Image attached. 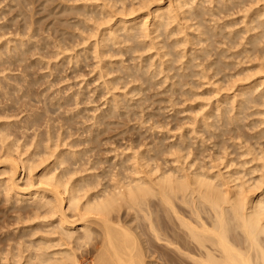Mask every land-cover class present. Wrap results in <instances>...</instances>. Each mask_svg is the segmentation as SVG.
<instances>
[{"label":"bare ground","instance_id":"bare-ground-1","mask_svg":"<svg viewBox=\"0 0 264 264\" xmlns=\"http://www.w3.org/2000/svg\"><path fill=\"white\" fill-rule=\"evenodd\" d=\"M99 1L63 9L75 16L56 36L15 11L20 0L0 8V195L12 210L45 214L21 229L28 239L17 253L10 239L11 250L0 245L12 254L0 264H264V0ZM59 56L74 69L93 59L99 111H74L88 93L64 94L34 75ZM199 82L240 88L185 133L155 138L154 124L132 133L130 121L158 122L151 104L175 107ZM90 243L92 254L80 253Z\"/></svg>","mask_w":264,"mask_h":264},{"label":"rangeland","instance_id":"rangeland-1","mask_svg":"<svg viewBox=\"0 0 264 264\" xmlns=\"http://www.w3.org/2000/svg\"><path fill=\"white\" fill-rule=\"evenodd\" d=\"M97 3H100V1L99 0H20V4L19 5H17L16 7H13L14 8V10L16 11V9L19 7V6H22L23 8H24V10H27L28 12H31L32 13V16H33V19H35L36 21H37V25H39L40 27H42L43 29H44V34L43 35H45V36H48V34H50L51 36H56V34H55V30L57 29V28H61L62 27V24L65 22V21H71V20H73V16H75L73 13H71L70 11H66V12H63V9H65V8H67V9H69V8H74V7H78V8H81V9H83L84 11H86V10H88V9H90V8H92V5H95V4H97ZM0 8H4V9H6V8H8V5H7V0H4V1H0ZM15 11H13V13L15 12ZM11 14H9L8 13V16H10ZM19 18H21V17H19ZM89 22H92V21H89ZM104 26V25H103ZM9 36V35H8ZM94 40V37L93 38H90L89 39V41L88 42H92ZM143 53V57L144 58H147V56H149L150 54H153L154 53V49H151V50H149V51H144V52H142ZM137 55H139V54H137ZM126 56H123L122 57V59H123V61H125V62H128L127 60H126V58H125ZM34 58H36V56H34L32 59H34ZM121 57L120 56H117V57H113V60H118V59H120ZM62 56H59V57H57V58H54V57H45V58H43V64L42 65H40V67L38 66V65H36V66H34V68L32 69L35 73H34V75L37 77H39V76H41L43 79H44V81L42 80V79H40V84H39V89L38 90H40V89H42V87H43V85H41L42 84V82L43 83H47V82H45L47 79L48 80H51V81H55V85H54V87H53V89L52 90H57V91H59V92H62V93H66V94H68V93H72V92H75L76 90H78V91H83V92H85V93H88V95H90V99H87V100H84V102H81V103H79V105L77 106V107H73V110L74 111H76V110H80L81 112H83V113H86V114H89V113H93V112H97V111H99V108H102L103 107V102L105 101V99H104V97H102V96H100V95H98L97 94V92H93L94 91V88H95V86L98 84V82H93L92 83V81L94 80V77H93V72H91V63H92V61H93V59L90 57L87 61H81L80 62V64H81V67H80V69H74V67H73V65H72V61H70L69 63H67V61L65 62V63H62L63 62V60L64 59H62ZM14 73V72H13ZM15 73H16V71H15ZM1 75V74H0ZM2 76V75H1ZM46 79V80H45ZM41 80H42V82H41ZM200 84L201 83H203V82H199ZM136 84H138V83H136ZM198 85V83H197V85L195 84V86H189V89H190V87H192V89H193V91H192V89H190L191 91H190V93H189V96H188V99L186 100L185 99V97L187 98V95L186 96H184V98H183V96L181 97L182 99H180V100H178V101H181V102H179L178 104L176 103V106L175 107H171V106H174V105H171V106H169L168 105V103L166 104V102L165 103H161V104H159V106L160 107H164L165 105H167V106H165V108H162V110H158V108H159V106H158V103H155V104H151V106H150V110H151V108H152V110H154L153 112L154 113H156L155 115V118H153L152 120H156V121H158L156 124H155V121H154V123L151 121L150 123H149V121H146L147 123H141L140 121H138L140 124H141V126L142 127H140V125H139V123L137 122V121H135V120H133V121H130L129 123H128V125L129 126H135V128H133V130H132V133H137V131H134V130H138V132L139 133H141V132H143L144 131V129L145 128H147V126H152L153 124V126H155V125H161V126H157V128H156V126H155V129L154 128H152L151 130H152V132H154L155 131V134L154 135H156L155 136V138L156 137H160V138H163V137H165V134H166V132L165 131H167V130H169V132L167 133V134H169L168 136H172V134L173 133H175V135H179V133L181 132H187L188 130H190V128H192V127H197V125H200L201 123H202V121L203 120H201V118L203 119V117L205 116V115H207L208 113H209V111L211 112V110L213 111V109L215 110V108H217L218 106H220L222 103H224L223 105H226V102H229V100H223V97H224V99L225 98H227V99H229V98H231L232 97V95H233V93H235V91L237 90L238 91V89L240 88V87H238L237 88V86H233L232 87V90L231 89H229V90H227V91H224V90H226V89H221V90H217L216 89V87L217 88H219L218 86H219V84H218V86H217V84H216V82H215V84L216 85H214V83H213V86H212V84H211V86H210V84L209 83H203L202 85ZM162 84H160V83H155L153 86H152V88H151V90H150V93L151 94H153L154 95V97H153V100L155 101V99L157 98V97H160V96H162V94L161 93H159L161 90H162ZM222 86V85H221ZM37 87V88H38ZM86 88H88V89H86ZM237 88V89H236ZM215 89H216V91H215ZM236 89V90H235ZM259 90H261V87H259L258 88V91ZM120 91H123V90H120ZM215 91V92H214ZM237 91H236V93H237ZM214 92V93H213ZM232 92V93H231ZM191 93H194L193 95L191 94ZM190 94H191V97H190ZM228 94V95H227ZM222 95V96H221ZM226 96H228V97H226ZM184 99V100H183ZM230 100H232V99H230ZM184 101V102H183ZM186 101V102H185ZM216 102V103H215ZM222 102V103H221ZM215 103V104H214ZM219 103V104H218ZM165 104V105H164ZM229 104H230V102H229ZM156 105H157V107H156ZM163 105V106H162ZM204 106V107H203ZM211 106V107H210ZM217 106V107H216ZM261 106V105H260ZM259 106V107H260ZM166 107H168V108H166ZM170 107V108H169ZM191 107V108H190ZM202 107H203V110H202V112H200L201 111V109H202ZM259 107L258 108H254V110H259ZM262 107H264V106H262ZM156 108V109H155ZM209 108H211V109H209ZM223 108V107H222ZM171 109V110H170ZM184 109V110H183ZM186 109V110H185ZM157 110V111H156ZM177 112H176V111ZM260 110L262 111V110H264V109H261L260 108ZM156 111V112H155ZM174 111V112H173ZM207 111V112H206ZM217 111V110H216ZM216 111H213V112H215V114H216ZM198 112L200 113V114H198ZM175 113V114H174ZM203 115H202V114ZM212 113V112H211ZM173 114V115H172ZM195 114L197 115L196 117H195ZM205 114V115H204ZM176 115V116H175ZM178 115V116H177ZM201 115L203 116V117H201ZM257 115H259V114H256L254 117H251V119H260V118H262V117H264V116H261L260 115V118H259V116H257ZM169 116H170V118L171 117H173V116H175V117H173V118H169ZM146 118V117H145ZM168 118V119H167ZM174 118H176V120H178V121H176ZM189 118H192V119H189ZM195 118V119H194ZM158 119V120H157ZM164 119H166L165 121H164ZM170 119V120H169ZM174 119V120H173ZM182 121V122H184L183 124H182V122L180 121V120ZM185 119V120H184ZM188 119H189V121H188ZM194 119V120H193ZM211 119V118H210ZM10 120H12V118H10ZM13 120H14V118H13ZM143 120V119H142ZM159 120H161V121H159ZM168 120V121H167ZM184 120V121H183ZM193 120V121H192ZM200 121V123H199V121ZM164 121V122H163ZM173 121H174V126H173ZM180 121V122H179ZM186 121H188V124H190V125H188L187 127H185L187 124V122ZM198 121V122H197ZM249 121V120H248ZM168 122V125L166 124ZM170 122H172V123H170ZM191 122V123H190ZM196 122V123H195ZM209 122H210V120H209ZM134 123H136V124H134ZM152 123V124H151ZM199 123V124H198ZM144 124H147V126L146 125H144ZM164 124V125H163ZM165 124L167 125V126H165ZM180 124H181V126H180ZM192 124H193V126H192ZM203 124V123H202ZM180 126V128L181 129H178L177 128V126ZM183 125V126H182ZM196 125V126H195ZM164 126L166 127V128H164ZM178 126V127H179ZM192 126V127H191ZM261 126H264V125H261ZM158 127H161V128H158ZM162 127H163V129H162ZM171 127V128H170ZM183 127V128H182ZM189 127V128H188ZM124 128V127H123ZM137 128V129H136ZM176 128L178 129V131L176 130ZM188 128V129H187ZM260 128V127H259ZM154 129V130H153ZM184 131H183V130ZM198 129H200V128H198ZM147 130V129H146ZM150 130V131H151ZM172 130V131H171ZM131 131V130H130ZM148 132L147 134H151V132ZM129 132V131H128ZM128 132L126 133V134H128ZM170 133H171V135H170ZM133 134L132 136L134 137V138H136L137 136H138V134ZM159 134V135H158ZM163 134V135H162ZM166 134V135H167ZM111 135H113V137L112 138H114V139H112L111 141L112 142H114V143H117L118 144V142L120 141L121 142V139L120 138H122V137H120V135H119V137H118V135H116L115 134V132H111ZM128 135H130V134H128ZM163 137H162V136ZM126 137H127V135H125ZM136 136V137H135ZM168 136H166V137H168ZM199 135H197V137H196V140H193V142L195 141V142H197L199 139V137H198ZM128 137H130V136H128ZM153 137V136H152ZM152 137H150L151 139H152ZM176 137L177 136H175V138L174 137H170V139L169 140H165L166 142H168L169 141V143L170 142H174L175 140H176ZM205 137V136H204ZM154 138V139H155ZM157 138V139H158ZM117 139H120L119 141L117 140ZM143 139V138H142ZM150 139V140H151ZM153 139V140H154ZM195 139V138H194ZM141 140V139H140ZM150 140H146V141H150ZM124 142H125V140H123ZM122 141V142H123ZM152 141V140H151ZM150 141V142H151ZM208 140H206V142H207ZM119 142V143H120ZM123 142V143H124ZM205 142V143H206ZM208 144L207 145H209V143H210V147H211V142H210V140L207 142ZM122 144V143H121ZM120 144V145H121ZM197 144V143H196ZM104 147V148H103ZM103 147L101 148V149H103V153L105 152L104 150L106 149L105 148V145H103ZM143 148V147H142ZM107 154H108V152H107ZM112 154V155H111ZM113 154H114V152H110L109 154H108V157H112L113 156ZM106 155V154H105ZM104 154H102V156L103 157H107V155L105 156ZM170 156H168V155H166V157L164 156V159H166V160H168V159H171V158H169ZM160 161H162V160H160ZM159 161V162H160ZM162 164H164V166H165V163H162ZM161 164V167L163 166ZM166 167V166H165ZM104 182V181H103ZM100 187H101V185H100ZM99 186H98V188H100ZM3 198H5L4 196L2 197V195H0V199H2L1 200V202H0V245L1 246H8V248L10 247V246H12L11 244L12 243H14L13 245L14 246H12V247H14L13 249H12V251L13 252H18V250L20 249H22V247L25 245V243H24V241H27L26 239H28V237L26 238V237H21V231L23 230V228L24 229H27L28 230V226H32V225H37V222H38V225H39V223L41 222V220L43 219V217H44V213H42L41 212V210L38 212L39 214H38V216L37 217H35L34 218V216H33V220L31 219L30 220V222L29 223H26L27 224V226H26V224L24 225V221L25 220H27V218L30 216V217H32L31 215H28V214H30L29 212V210L26 212V210H24V212H23V210H21V212L20 211H15L14 209L12 210L11 209V207H12V204L10 205V203L8 202V204L6 203V201L3 199ZM5 202V203H4ZM5 204L7 205L6 207H5ZM2 206H4V208L2 207ZM8 206L10 207L9 209H11V210H9V209H7L6 210V208H8ZM5 210V213H4V210ZM2 211V212H1ZM8 211V212H7ZM14 211V212H13ZM131 211V212H130ZM11 212V213H10ZM13 212V213H12ZM26 212V213H25ZM4 213V214H3ZM7 213H10V215H8ZM26 215L25 217L23 216L24 214ZM122 213H125V212H123L122 211ZM3 214V215H2ZM12 214H13V216H12ZM15 214V215H14ZM18 214H20V215H22L23 217H22V221L21 222H18V220L16 219V216L18 215ZM132 214V210H129V212H128V214H127V216H130ZM4 215H6V217L4 216ZM11 217V218H9V217ZM28 216V217H27ZM7 217L10 219H7ZM14 219H13V218ZM29 217V218H30ZM26 218V219H25ZM38 218V219H37ZM12 219V220H11ZM25 219V220H24ZM37 219V220H36ZM14 220V221H13ZM24 220V221H23ZM39 220V221H38ZM4 221H5V223H6V225L4 224ZM28 221V220H27ZM27 221H25V222H27ZM36 221V222H35ZM9 222V223H8ZM11 222H12V224H11ZM22 223V224H21ZM11 224V225H10ZM31 224V225H30ZM35 225V226H36ZM10 226V228H8V232H9V236L7 235L8 234V232H7V227H9ZM19 226V227H18ZM25 226V227H24ZM4 227H5V229H6V231H5V229H4ZM28 227V228H27ZM4 229V231H5V234L7 235H5L4 234V231H3V234H2V230ZM13 229V230H12ZM22 229V230H21ZM13 231V233L11 232V231ZM7 232V233H6ZM16 234H15V233ZM13 235H16L17 236V239H15L13 236H12V234ZM2 234V235H1ZM11 234V235H10ZM38 234V233H37ZM39 234H40V232H39ZM38 234V235H39ZM5 235V236H4ZM38 235H36L34 238H37V236ZM4 237V238H3ZM7 237V238H6ZM15 239H13V238ZM55 237V236H54ZM7 239H10L9 241L11 242V244L9 243V244H6L7 243ZM11 239L13 240V241H11ZM30 239H32L31 237L29 238V240ZM6 240V241H5ZM3 242V243H2ZM10 245V246H9ZM90 245V246H89ZM87 244V246H86V244H84V245H82V247L83 248H81L82 250L83 249H86V250H80V253H82V254H84V255H86V252H91V254H92V251H88V250H91V248H93V247H91L92 245H91V243L90 244ZM88 246H89V248L90 249H87L88 248ZM12 247H10V248H12ZM19 247V248H18ZM8 248H3L2 247V251L4 250V249H8ZM9 248V249H10ZM16 248V249H15ZM0 250H1V248H0ZM11 250V249H10ZM10 250H8V251H6L7 253L10 251ZM11 252V251H10ZM10 252L7 254V253H5V252H1V254H4V256H5V260H3L4 262L5 261H8V258L10 257V260H9V262L8 263H10V262H12V260H11V256L10 255H12V254H10ZM84 252V253H83ZM87 253V254H88ZM0 254V256L1 257H4V256H2ZM90 254V253H89ZM7 255V256H6ZM8 257V258H7ZM150 257V256H149ZM151 258H153V257H151ZM151 258H149L148 259V257L146 258L147 260V262L148 261H151L150 263L151 264H163L164 263V259L162 260V263H161V259H162V257H161V259L159 260V258H153V259H151ZM157 259L160 261H157ZM2 260H0V262H1ZM2 261V262H3ZM155 261V262H154ZM1 262V263H2ZM166 262V261H165ZM149 263V262H148ZM149 263V264H150ZM72 264H77V263H72ZM165 264H167V263H165Z\"/></svg>","mask_w":264,"mask_h":264}]
</instances>
